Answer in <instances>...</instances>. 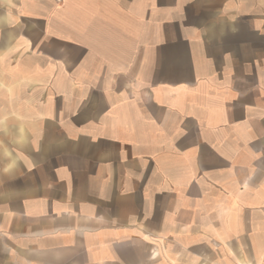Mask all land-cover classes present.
I'll use <instances>...</instances> for the list:
<instances>
[{"label": "crops", "instance_id": "crops-1", "mask_svg": "<svg viewBox=\"0 0 264 264\" xmlns=\"http://www.w3.org/2000/svg\"><path fill=\"white\" fill-rule=\"evenodd\" d=\"M0 264H264V0H0Z\"/></svg>", "mask_w": 264, "mask_h": 264}]
</instances>
